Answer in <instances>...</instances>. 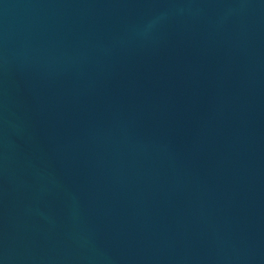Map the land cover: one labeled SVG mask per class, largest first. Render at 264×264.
I'll list each match as a JSON object with an SVG mask.
<instances>
[{
    "label": "water",
    "instance_id": "water-1",
    "mask_svg": "<svg viewBox=\"0 0 264 264\" xmlns=\"http://www.w3.org/2000/svg\"><path fill=\"white\" fill-rule=\"evenodd\" d=\"M0 264H264V0H0Z\"/></svg>",
    "mask_w": 264,
    "mask_h": 264
}]
</instances>
